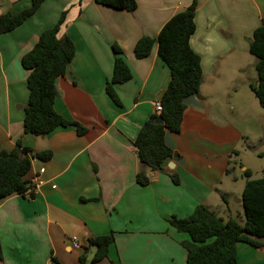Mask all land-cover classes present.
Instances as JSON below:
<instances>
[{"label": "crops", "instance_id": "obj_1", "mask_svg": "<svg viewBox=\"0 0 264 264\" xmlns=\"http://www.w3.org/2000/svg\"><path fill=\"white\" fill-rule=\"evenodd\" d=\"M136 2L129 12L96 0H45L24 24L0 35V149L12 151L21 142L34 153H53L48 161L32 160L26 179L34 197L0 200V264H80L83 254L88 264H187L182 243L190 237L169 219L187 218L204 205L228 220L234 218L232 199L243 205L247 180L236 167L247 146L264 160V109L251 89L258 82V60L249 44L264 19V0H199L190 44L201 58L203 83L198 95L185 100L180 132L165 134L178 159L168 160L163 171H148L145 186L137 181L134 142L156 113L171 72L158 44L144 59L135 57L134 48L142 37L157 38L192 0ZM30 6L31 0H0V16ZM65 11L61 35L73 41L76 54L57 80L55 108L87 131L80 136L74 127H59L36 137L24 132L30 72L22 58ZM114 44L132 73L130 81L114 87L120 106L106 92ZM247 169L240 165L242 172ZM111 234L108 256L92 263L90 240ZM237 252L239 264H264V246L239 243Z\"/></svg>", "mask_w": 264, "mask_h": 264}, {"label": "trees", "instance_id": "obj_2", "mask_svg": "<svg viewBox=\"0 0 264 264\" xmlns=\"http://www.w3.org/2000/svg\"><path fill=\"white\" fill-rule=\"evenodd\" d=\"M45 0H31V6L18 13L0 16V35L9 33L34 16ZM100 5L116 10L135 11L136 0H96ZM199 0H192L188 9L176 14L162 28L157 38L142 37L134 48L137 59L151 55L158 44L160 58L171 72L170 82L159 102L163 107L160 114H153L141 127L134 145L140 160L137 181L145 186L150 183L148 171H163L164 165L173 157V150L166 144V131L179 133L181 130L185 100L198 95L203 83V70L200 56L191 48V38L196 32L195 17ZM67 18L63 12L56 25L44 31L35 47L22 58L23 67L28 70L27 86L29 100L24 109V132L36 137H44L59 127H74L82 136L87 128L69 121L60 115L55 103L58 97L57 80L64 77L72 63L76 47L66 35H61ZM250 53L257 58L258 82L251 89L264 109V19L250 39ZM115 54L112 78L107 81L106 92L117 104L120 99L115 85L132 79L122 49L112 45ZM158 118L163 123H158ZM51 151L34 153L32 149L17 143L12 151L0 149V200L14 195L34 197L29 193L30 182L26 179L31 170L32 160L48 161ZM264 171V170H263ZM247 182L242 194L245 223L235 218L225 220L206 206L200 205L187 218L173 216L169 224L180 233L189 235L190 240L182 243L187 251V264H239L237 245L245 243L260 248L264 246V177L252 180L251 170L244 172ZM171 178L179 183L177 175ZM114 241V236L106 235L90 240L87 253L97 247L92 263L105 259ZM53 264H58L53 261ZM80 264H88L83 254Z\"/></svg>", "mask_w": 264, "mask_h": 264}, {"label": "rangeland", "instance_id": "obj_3", "mask_svg": "<svg viewBox=\"0 0 264 264\" xmlns=\"http://www.w3.org/2000/svg\"><path fill=\"white\" fill-rule=\"evenodd\" d=\"M250 166V169L253 171L252 176L250 179H261L264 177V160L261 159L260 156L257 155V151L254 149H249L247 146V150L244 156V159L241 163H238V166L236 167V174L239 176L242 180H247V178L244 175V172L240 170V165ZM231 209L233 212L234 218L240 223H245V216H244V208L241 203V201L232 199L231 201ZM227 207V206H226Z\"/></svg>", "mask_w": 264, "mask_h": 264}, {"label": "built area", "instance_id": "obj_4", "mask_svg": "<svg viewBox=\"0 0 264 264\" xmlns=\"http://www.w3.org/2000/svg\"><path fill=\"white\" fill-rule=\"evenodd\" d=\"M162 111H163V107H162L161 103H160L159 101L156 102V103H155V112H156L157 114H160V113H162ZM44 172H45V169L42 168V169L40 170V173L43 174ZM37 182H38V179H37V178L34 179L33 183H37ZM54 188H55V186H54ZM33 192H34V189H33L32 187H30V189H29V193H33ZM73 242H74V246H75L76 248H79V245H78L77 240H76L75 238L73 239Z\"/></svg>", "mask_w": 264, "mask_h": 264}, {"label": "water", "instance_id": "obj_5", "mask_svg": "<svg viewBox=\"0 0 264 264\" xmlns=\"http://www.w3.org/2000/svg\"><path fill=\"white\" fill-rule=\"evenodd\" d=\"M158 123H161L162 124L163 123V119L162 118H158ZM178 156L179 155L177 153H174L173 154V161H176L178 159ZM97 250H98L97 247H92L91 248V252L93 254H95L97 252Z\"/></svg>", "mask_w": 264, "mask_h": 264}]
</instances>
